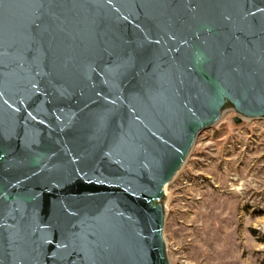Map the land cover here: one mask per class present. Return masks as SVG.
<instances>
[{"label":"water","instance_id":"water-1","mask_svg":"<svg viewBox=\"0 0 264 264\" xmlns=\"http://www.w3.org/2000/svg\"><path fill=\"white\" fill-rule=\"evenodd\" d=\"M225 106L264 118V0H0V264H168Z\"/></svg>","mask_w":264,"mask_h":264},{"label":"rangeland","instance_id":"rangeland-1","mask_svg":"<svg viewBox=\"0 0 264 264\" xmlns=\"http://www.w3.org/2000/svg\"><path fill=\"white\" fill-rule=\"evenodd\" d=\"M166 191L168 264H264V118L222 112Z\"/></svg>","mask_w":264,"mask_h":264},{"label":"bare ground","instance_id":"bare-ground-1","mask_svg":"<svg viewBox=\"0 0 264 264\" xmlns=\"http://www.w3.org/2000/svg\"><path fill=\"white\" fill-rule=\"evenodd\" d=\"M229 109H230L229 106H225L224 109H223V110H224L223 113H224L225 111L229 110ZM178 171H179V170H178ZM177 173H178V172H177ZM177 173H176V174H177ZM176 174H175V175H176ZM174 177H175V176H173L172 179H173ZM172 179H171V180H172ZM169 183H170V182H168V183L163 187V189H162L163 195L166 194V192H167V191H166V188H167V186H168ZM163 209H164V206H163ZM164 244H165V243H164ZM165 248H166V247H165Z\"/></svg>","mask_w":264,"mask_h":264}]
</instances>
